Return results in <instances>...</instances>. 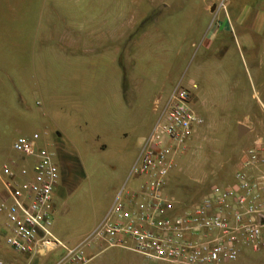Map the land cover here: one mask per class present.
<instances>
[{
  "label": "rangeland",
  "instance_id": "rangeland-1",
  "mask_svg": "<svg viewBox=\"0 0 264 264\" xmlns=\"http://www.w3.org/2000/svg\"><path fill=\"white\" fill-rule=\"evenodd\" d=\"M256 2L0 0V194L3 165L21 156L13 148L17 137L39 133L40 146L54 151L58 163L60 151H69L76 173L60 184L52 231L67 244L77 243L104 218L123 186L135 184L131 171L140 154L139 139L158 119L163 100L157 87L167 70L174 75L179 70L184 85L197 83L193 107L204 124L177 158L166 194L180 210L199 202L213 184L230 182L243 151L257 139L264 141V32L253 33L251 45L237 40L241 28L236 34H213L228 7L237 11ZM152 19L149 35L140 39L139 30ZM130 25L133 54L114 64L113 83L69 84L63 63L78 30H85L86 44L87 29L103 37L110 30L128 31ZM111 55L106 50L103 59ZM102 69L112 76L111 68ZM155 77L160 81L153 82ZM76 86L80 89L73 91ZM240 123L251 128L242 137ZM7 233L6 216L0 214V256L26 260L7 245ZM63 253L58 247L32 264H52ZM91 254L86 264H177L102 243ZM222 264H264V250L246 251Z\"/></svg>",
  "mask_w": 264,
  "mask_h": 264
},
{
  "label": "built area",
  "instance_id": "built-area-1",
  "mask_svg": "<svg viewBox=\"0 0 264 264\" xmlns=\"http://www.w3.org/2000/svg\"><path fill=\"white\" fill-rule=\"evenodd\" d=\"M197 88L196 82L175 88L132 167V176L142 178L139 185L123 186L104 218L73 245L52 231L61 180L55 152L40 146L39 133L17 137L13 148L21 156L3 165L0 214L6 216L7 245L28 257L0 256V264H32L58 247L64 253L52 264H86L97 243L177 264H222L264 250L263 139L243 151L230 182L213 184L199 202L179 210L166 194L177 158L204 124L192 104Z\"/></svg>",
  "mask_w": 264,
  "mask_h": 264
},
{
  "label": "crops",
  "instance_id": "crops-1",
  "mask_svg": "<svg viewBox=\"0 0 264 264\" xmlns=\"http://www.w3.org/2000/svg\"><path fill=\"white\" fill-rule=\"evenodd\" d=\"M162 4L166 6L164 1ZM243 6V8H240L237 11L234 10V7H228L224 14L222 12L219 16V20L213 35L218 36L222 32L236 34L235 32H237V28H241L242 33H240V36L237 35V40L240 44L245 43L246 45H251L253 43V33L264 32V0H257L256 4L254 5L245 3ZM216 7L217 5L210 7V4L207 6V8H211V11H214ZM155 21L156 23H158V19H156ZM153 24L155 23L152 19L151 21L146 22L143 27H141V29L139 30L140 39H145L149 35L151 26ZM131 25L128 31L124 30L117 32L114 30H110L109 33L103 34V37H100L99 31L97 32V30L94 29H87V35H89L90 41L86 44L84 43L85 41L83 39L85 30L83 28L78 30L76 32V35H74L72 38V44L70 46L72 48L70 50H67L65 63H63L64 76L66 80L70 82L69 84H75L77 80H79V82H87L90 85L99 83V85L105 86L106 84L109 85L110 81H112L113 83L116 80V78L114 77V64H123V58L125 59V54L127 53L130 58L133 54ZM140 39H135V43L140 42ZM106 50H110L112 52L111 58H109L111 59L110 61L109 59H103ZM101 66H105L108 69L111 68L113 72L112 76H106ZM155 80L160 81L156 77L155 79L153 78L152 81L154 82ZM183 81L184 78L182 77V73H180L179 70H177V73L175 75L170 70H167L166 76L163 78V80H161L160 84L157 87V95L160 96L158 98L163 100V106L159 113V116L166 107L175 88L179 84L184 85ZM193 82L195 81L189 80L188 83L185 84V86H190ZM78 88L79 86L74 87L73 91L78 90ZM194 96L195 94H193V99ZM151 131L148 133V135L140 137L138 144L140 149ZM106 146L107 145L105 143L100 144L101 148H105ZM59 154L61 180L55 191L54 211L57 207L55 199L57 194L60 193L61 190L60 184H64L66 181H71L76 173L75 164L71 159L74 158L73 154L67 150H61ZM135 180V184L131 187L138 186L142 178L137 177L135 178ZM2 197L3 191L0 194V200L2 199ZM49 253L50 252L44 254L41 257H38L37 260H41L43 257L49 255Z\"/></svg>",
  "mask_w": 264,
  "mask_h": 264
},
{
  "label": "water",
  "instance_id": "water-1",
  "mask_svg": "<svg viewBox=\"0 0 264 264\" xmlns=\"http://www.w3.org/2000/svg\"><path fill=\"white\" fill-rule=\"evenodd\" d=\"M251 131V128L245 124H239L238 125V136L242 137L245 134L249 133Z\"/></svg>",
  "mask_w": 264,
  "mask_h": 264
}]
</instances>
